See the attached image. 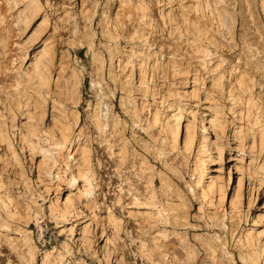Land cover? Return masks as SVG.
I'll list each match as a JSON object with an SVG mask.
<instances>
[{
	"label": "rangeland",
	"instance_id": "obj_1",
	"mask_svg": "<svg viewBox=\"0 0 264 264\" xmlns=\"http://www.w3.org/2000/svg\"><path fill=\"white\" fill-rule=\"evenodd\" d=\"M0 264H264V0H0Z\"/></svg>",
	"mask_w": 264,
	"mask_h": 264
},
{
	"label": "bare ground",
	"instance_id": "obj_2",
	"mask_svg": "<svg viewBox=\"0 0 264 264\" xmlns=\"http://www.w3.org/2000/svg\"><path fill=\"white\" fill-rule=\"evenodd\" d=\"M201 151L203 152L204 151V148H201ZM261 216L260 215H258V213H257V217L256 218H260Z\"/></svg>",
	"mask_w": 264,
	"mask_h": 264
}]
</instances>
